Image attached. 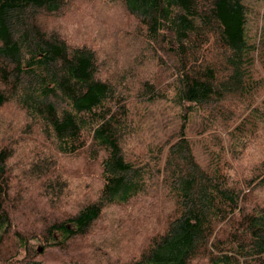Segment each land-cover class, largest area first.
<instances>
[{
    "label": "trees",
    "instance_id": "1",
    "mask_svg": "<svg viewBox=\"0 0 264 264\" xmlns=\"http://www.w3.org/2000/svg\"><path fill=\"white\" fill-rule=\"evenodd\" d=\"M83 153L100 188L61 212ZM153 182L170 210L126 264H264V1L0 0V264H46Z\"/></svg>",
    "mask_w": 264,
    "mask_h": 264
},
{
    "label": "rangeland",
    "instance_id": "2",
    "mask_svg": "<svg viewBox=\"0 0 264 264\" xmlns=\"http://www.w3.org/2000/svg\"><path fill=\"white\" fill-rule=\"evenodd\" d=\"M246 1L255 7L258 0ZM123 13L117 3L109 9V16L114 21L118 18L117 27L124 23L125 27L123 28H126L128 22L123 20ZM107 68L103 77L109 80V76H116L118 71L111 65H108ZM60 167L68 175L65 177L68 182L67 193L74 196L73 201L67 200V198L63 199L61 212H69L81 202L92 201L95 192L100 188L98 165L89 162L88 155L83 153L76 157L62 159ZM155 186L156 183L153 182V187L149 188L147 196H138L135 199V206L120 213L121 223L117 221V212L114 209H109L107 214L105 213L106 216L102 217V220L92 228L88 237L77 239L75 247L71 249L67 247L63 250H48L44 253L43 260L46 264H71L73 260L88 264H126L138 257L148 246L151 235L162 228L164 216L170 210L169 206L164 203V198L167 197ZM145 198H148L147 202H144ZM143 202L148 203L146 212L141 210ZM104 220L109 224H114L115 228L106 227ZM154 229L156 231H153ZM31 244L34 247H40L35 240H31ZM192 264H209V262L202 259L194 261Z\"/></svg>",
    "mask_w": 264,
    "mask_h": 264
}]
</instances>
